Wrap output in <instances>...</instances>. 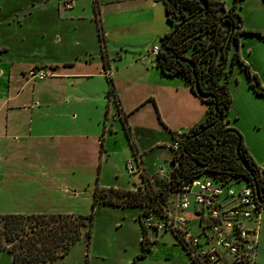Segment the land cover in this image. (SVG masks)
<instances>
[{"label": "crops", "instance_id": "1", "mask_svg": "<svg viewBox=\"0 0 264 264\" xmlns=\"http://www.w3.org/2000/svg\"><path fill=\"white\" fill-rule=\"evenodd\" d=\"M5 2L10 4L0 10L9 7L15 16L36 17L39 33L21 42H0V177L12 182L0 192V202L11 209H0V214L78 215L74 204L90 199L91 189L94 197L97 184L122 190L157 187L164 179L159 171L167 176L174 152L166 160L169 169L160 166L157 172L150 153L155 147L171 149L176 134L199 127L210 110L184 77L165 75L148 54L173 29L165 1ZM34 70L52 76L39 80L31 77ZM112 85L117 97L109 100ZM154 133L164 134L166 141H155ZM135 154L142 157L144 174L132 175L137 178L133 185L122 184L118 174L127 172ZM105 172L115 174L116 181H104ZM99 206L136 210L143 252L141 209ZM263 211L257 264H264ZM149 241L151 249L141 259L158 244Z\"/></svg>", "mask_w": 264, "mask_h": 264}, {"label": "trees", "instance_id": "2", "mask_svg": "<svg viewBox=\"0 0 264 264\" xmlns=\"http://www.w3.org/2000/svg\"><path fill=\"white\" fill-rule=\"evenodd\" d=\"M164 1L167 19L173 26L164 40L175 30L177 33L167 48L161 49L157 65L165 75L186 79L194 92L210 106L207 119L199 127L187 132V139L180 150L174 151L170 179L167 180V176L162 179L160 184L163 182V185L160 187L158 184L157 187L152 185L134 191L103 188L97 184L90 215L0 214V252L11 254L12 264H53L65 258L84 233L90 243L95 209L101 204L141 209L139 217L143 225V252L133 261V264H138L139 259L146 257L152 244L147 237L145 219L151 215L156 219L161 217L168 200L183 184L197 177L223 178L224 181L231 178L236 183H246L256 192L258 186L261 200L264 201V169L254 161L241 133L226 127L225 123L232 106L230 75L226 70L229 54L233 46H238L240 36L246 33L240 29L241 16L237 7L234 5L226 9L221 0ZM238 1L235 0L236 3ZM101 40H104L103 35ZM232 62L245 72L256 93L264 95L259 78L241 59L238 51ZM112 96L117 97L113 85L109 100ZM220 114L222 119L214 125ZM126 121L125 128L132 140ZM226 131L228 133L223 138ZM259 203L264 209V203Z\"/></svg>", "mask_w": 264, "mask_h": 264}, {"label": "rangeland", "instance_id": "3", "mask_svg": "<svg viewBox=\"0 0 264 264\" xmlns=\"http://www.w3.org/2000/svg\"><path fill=\"white\" fill-rule=\"evenodd\" d=\"M221 1L225 3L226 9L236 5V10L241 16L240 29L246 32L240 36L238 46L231 48L226 67L230 75L229 87L232 96V106L226 122H230L231 126L229 127L237 129L241 133L254 161L261 169H264V95L256 93L245 72L240 69L238 64L234 65L232 62L235 52L238 51L241 59L250 66L252 73L257 75L264 88V0H239L237 3L235 0ZM17 3L19 0H16L15 4ZM7 4L10 3L0 0V8ZM8 8L0 10V42L4 43L5 40H9L14 43L16 40L20 41L24 38H37V31L39 33L37 18L25 19L23 15L15 16L11 11L8 12ZM120 133H123L122 129ZM154 134L155 141H166L167 139L164 134ZM119 135L118 133L115 136L117 147L123 144H121ZM173 152L174 150L172 151L166 146L155 147L149 156L151 165H155L153 170L158 171L160 166L167 167L166 160L171 158ZM167 169H169V165ZM118 175L119 182L122 184L129 182L130 185H133L137 181L136 177L123 170ZM102 177L107 182L116 181L115 174L105 172ZM92 178L95 185L96 178L94 176ZM11 184L10 179L0 177V192H4L5 187ZM162 185L163 182L159 187ZM90 192V199L84 198L74 204V209L82 215H90L93 212L92 189ZM87 196H89L88 193ZM5 208L11 209V206L6 202H0V209ZM135 212L136 210L99 206L95 209L91 242L88 243L84 233L82 238L71 248L69 254L54 264H133L135 258L142 252V229L140 223L136 221ZM262 224L263 219L261 228ZM254 225V223H250V226ZM148 228L150 240H157L158 244L154 248V253L146 259H139L138 264H191L186 261L181 249L177 248L178 244L173 233L159 231L157 234L156 229ZM192 230L195 233L200 232L198 223L192 226ZM263 239L262 237V243ZM12 262V256L9 253L0 252V264H12Z\"/></svg>", "mask_w": 264, "mask_h": 264}, {"label": "built area", "instance_id": "4", "mask_svg": "<svg viewBox=\"0 0 264 264\" xmlns=\"http://www.w3.org/2000/svg\"><path fill=\"white\" fill-rule=\"evenodd\" d=\"M162 44L148 50L152 61L157 63ZM33 78L43 80L52 76L46 70H34ZM187 139V132H179L171 149L179 151ZM130 175L144 174L142 157L135 154L127 161ZM165 178V170L159 171ZM170 179L167 173V180ZM231 178L215 179L201 176L182 185L168 200L167 207L158 219L151 215L146 225L157 231L174 234L194 264H257L261 213L255 189ZM198 223L200 232L192 226ZM254 223V226H250Z\"/></svg>", "mask_w": 264, "mask_h": 264}, {"label": "water", "instance_id": "5", "mask_svg": "<svg viewBox=\"0 0 264 264\" xmlns=\"http://www.w3.org/2000/svg\"><path fill=\"white\" fill-rule=\"evenodd\" d=\"M176 33H177V30H175V32H173V34H172L167 40H164V41L162 42V49H163V50H165V49L167 48L169 42L171 41V39L174 37V35H175ZM196 88H197V90H198V87H196ZM206 97H208V96H206ZM221 119H222V115L220 114V115H219V118L216 120V122L214 123V125L217 124ZM227 133H228V131L225 132L223 138L226 137ZM185 147H186V144H185L184 148H185ZM239 147H240V143H239L238 146H237V150H238V152H239ZM257 194H258L259 201H260L261 203H264V201L261 200V197H260V191H259V189H258V186H257Z\"/></svg>", "mask_w": 264, "mask_h": 264}]
</instances>
